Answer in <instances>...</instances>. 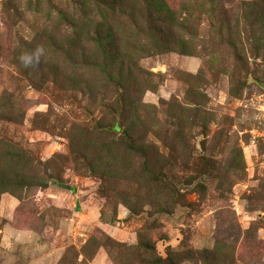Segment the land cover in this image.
<instances>
[{
	"label": "rangeland",
	"instance_id": "1",
	"mask_svg": "<svg viewBox=\"0 0 264 264\" xmlns=\"http://www.w3.org/2000/svg\"><path fill=\"white\" fill-rule=\"evenodd\" d=\"M0 264H264V0H0Z\"/></svg>",
	"mask_w": 264,
	"mask_h": 264
},
{
	"label": "clouds",
	"instance_id": "2",
	"mask_svg": "<svg viewBox=\"0 0 264 264\" xmlns=\"http://www.w3.org/2000/svg\"><path fill=\"white\" fill-rule=\"evenodd\" d=\"M44 55V49L42 47H38L34 52L31 54L25 53L20 57L21 63L25 67L34 66L35 64H38L40 61V58Z\"/></svg>",
	"mask_w": 264,
	"mask_h": 264
},
{
	"label": "trees",
	"instance_id": "3",
	"mask_svg": "<svg viewBox=\"0 0 264 264\" xmlns=\"http://www.w3.org/2000/svg\"><path fill=\"white\" fill-rule=\"evenodd\" d=\"M118 142H120V140H119ZM121 142H122V141H121ZM113 143H117V142L113 141Z\"/></svg>",
	"mask_w": 264,
	"mask_h": 264
}]
</instances>
